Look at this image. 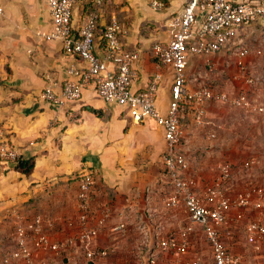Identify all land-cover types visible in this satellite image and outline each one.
Returning a JSON list of instances; mask_svg holds the SVG:
<instances>
[{"label": "crops", "instance_id": "0c3cea01", "mask_svg": "<svg viewBox=\"0 0 264 264\" xmlns=\"http://www.w3.org/2000/svg\"><path fill=\"white\" fill-rule=\"evenodd\" d=\"M184 2L168 0L163 10L156 11L150 0H111L97 28L96 42L101 51L105 23L112 17L119 20L125 49L140 54L132 89L144 90L151 79L160 75L157 105L163 113L169 112L173 70L154 54L153 45L170 39V21ZM0 7V142L7 140L14 144L23 158H35L29 174L17 170L12 162L0 161V173L9 170L6 174L9 179L0 182V264H24L22 260L3 261L16 247L12 227L18 210L7 207L3 201L18 186L13 180L17 177L23 182L27 196L34 197L32 213L41 214L52 238L60 240L76 231L65 220L78 214V178L86 169L94 171L97 178L93 207L107 204L111 208L107 223L89 247L107 248L109 254L90 261L85 246L77 244L64 256L36 250L41 263L183 264V259L162 250L159 241L167 231H178L179 226L184 228L190 222L184 205L168 209L163 202L172 186L162 162L166 149L162 126L150 118L133 120L128 107L106 102L93 84L86 85L81 97L66 106L44 100L41 93L46 88L59 92L72 78L68 74L70 66L83 68L85 63L66 54L61 40L45 37L53 26L47 0H0ZM95 7L92 0H78L71 19L75 33ZM240 32L241 44L250 48L242 61L261 75L259 90L264 92V55L258 54L264 50V18L243 26ZM204 61L214 64L210 75H205ZM239 61V56L232 53L194 56L187 69L189 84L193 87L208 82L225 92L249 87L243 78H234L239 73ZM202 106L210 123H198V104H188L181 115L185 137L180 146L200 192L220 175L225 161L240 160L236 151V107L219 101ZM252 113H245V122L264 120V115ZM242 169L240 162L231 181V192L252 182ZM21 211L24 210L20 208L18 212ZM229 220L228 215L224 239L232 253L240 254L238 243L233 240L236 230ZM120 223L125 224V230L114 229ZM200 228L195 225L194 233Z\"/></svg>", "mask_w": 264, "mask_h": 264}, {"label": "built area", "instance_id": "2783aa9c", "mask_svg": "<svg viewBox=\"0 0 264 264\" xmlns=\"http://www.w3.org/2000/svg\"><path fill=\"white\" fill-rule=\"evenodd\" d=\"M92 1L96 7L75 33L71 19L78 0H47L53 26L45 37L61 40L64 52L80 58L85 66H70L68 74L72 78L63 84L59 92L46 88L41 93L42 98L53 105L66 106L81 97L86 85L93 84L106 102L128 107L133 120H155L164 129L166 149L162 162L172 186L164 198V205L168 209L184 205L190 216V222L182 229L180 236L166 235L160 240V247L178 258L187 254L190 233L198 224L203 228L215 264H241V256L229 250L222 228L232 208L237 209L236 218L243 219L248 206L252 205L258 211V216L248 222L247 231L255 248H260L264 241V184L251 182L232 193L230 186L235 167L233 162L225 161L220 167V175L200 192L198 181L189 173L190 162L180 149L185 137L181 115L188 104H198L197 122L210 123L206 120L202 105L211 101L264 115V100L255 98L252 90L255 79L250 76L248 66L242 61L250 53V48L243 46L240 41L243 26L264 18V0H185L181 11L170 21V39L153 45L154 54L173 70L168 113H163L157 105L160 75L151 79L146 89H132L137 76L135 63L139 61L140 54L125 49L120 36L121 26L116 17L105 23L102 33L103 48L98 51L97 28L104 20L105 6L111 0ZM166 1L150 0V6L161 11L166 7ZM215 53L239 56V73L236 79L243 78L249 87L225 92L208 82L190 86L187 69L191 59ZM258 54L264 55V50H259ZM20 157L21 152L14 144L7 140L0 142L1 160L11 162ZM252 163L249 160L245 166ZM96 179V174L91 169L81 173L78 179V214L75 218L65 220L76 231L65 238L53 239L41 214L27 216L17 212L16 247L5 255L4 263L22 260L24 264H44L37 259L36 250L64 256L77 244L85 246V254L90 261L106 257L109 254L107 248L89 247L111 215L109 205L98 208L92 205ZM125 228L124 223L114 227L118 231ZM183 264H201V257L195 256L185 260Z\"/></svg>", "mask_w": 264, "mask_h": 264}, {"label": "rangeland", "instance_id": "374dc122", "mask_svg": "<svg viewBox=\"0 0 264 264\" xmlns=\"http://www.w3.org/2000/svg\"><path fill=\"white\" fill-rule=\"evenodd\" d=\"M203 67H204L205 75L208 74L210 75L213 72L214 64H212V62L207 63L206 61H204ZM249 74L255 79V82L252 84V88H254L253 94L255 95V98L258 100H264V92L259 90L262 89L261 75L258 74L257 71L251 69H249ZM236 75L234 78H236ZM207 81L213 82L211 78H207ZM246 112L247 111L241 108L235 109V114L237 117L236 119L237 130H238L237 140H236V145H237L236 151H237V157H240L239 158L240 160H237V162L239 163L242 162V165H244L242 171L245 175H249V179L252 182L262 185L264 184V120L255 118L254 124L245 122L244 120L247 115L245 114ZM253 114L254 113H252V115ZM249 160H252L253 163L248 166H245L246 162H248ZM239 163H233L235 167L233 177L235 175L236 170L238 169ZM7 172H9V170L7 169H3L1 171L0 182H5L6 179H9V177L8 178L6 177ZM3 178L6 179L4 180ZM13 181H14L13 184L16 183L18 184V186L14 189H11V192L7 193V196L4 198L3 201H6L7 207L9 208H13L14 210L16 209L18 211L20 210V208L21 210H24L19 212L21 214L27 216L33 215L34 213H32V209L33 210L35 209L33 207L34 205L32 204L34 201V197L27 196L28 189L24 188V185L22 184L23 182L17 179V177ZM77 198H78V192H77ZM232 209L233 211L231 212V215L229 214V218L231 219L229 220V222L233 223V226L235 227L236 230V233L233 235V240L234 242L238 243L237 246L240 248V250H238L239 251L238 253L240 254L238 255L241 256V264H264V241L261 243L259 249L255 248L254 242L249 238V234L247 231L248 222L253 218H255L256 216H258V211L255 208H253L252 205H249L247 210L245 211L244 218L239 219L236 218L237 209L236 208H232ZM15 214H14V218H15ZM16 220L17 219L15 218V222L12 227L14 232H16V226H17ZM226 224L227 223L224 224L223 226L224 228L222 229L223 237H224V232H226ZM181 228H183V226H179L178 231L176 229L167 231L164 236L168 234H173L176 237H178L177 233L180 232ZM189 238H190L189 251L187 254L183 256L184 258H178V260L183 259L182 261H185L191 259L192 256L197 255L201 257V264H215L212 256V251L206 240L203 228L202 229L200 228L199 231H197V233H194V230H192ZM199 246L201 249H198ZM165 251L170 253V251L167 250ZM171 256L172 255L170 254V257Z\"/></svg>", "mask_w": 264, "mask_h": 264}, {"label": "trees", "instance_id": "16d2710c", "mask_svg": "<svg viewBox=\"0 0 264 264\" xmlns=\"http://www.w3.org/2000/svg\"><path fill=\"white\" fill-rule=\"evenodd\" d=\"M167 3H168V0L166 1V4ZM120 36H121V33H120ZM11 162L14 163V165H15V167H16L17 170L21 171L24 174H29V173H31V171L34 168L35 158L34 157H31V158H23L21 156L19 159L15 160V161H11ZM80 175L81 174H79V177H80Z\"/></svg>", "mask_w": 264, "mask_h": 264}]
</instances>
